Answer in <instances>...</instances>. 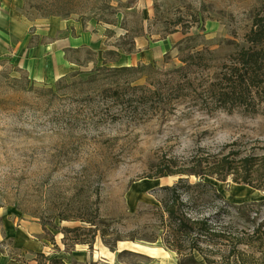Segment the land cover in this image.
Instances as JSON below:
<instances>
[{
  "label": "rangeland",
  "instance_id": "obj_1",
  "mask_svg": "<svg viewBox=\"0 0 264 264\" xmlns=\"http://www.w3.org/2000/svg\"><path fill=\"white\" fill-rule=\"evenodd\" d=\"M107 3L118 10L119 18L126 15L122 30L129 35L124 39L126 48L132 47L131 39L137 35L133 50L122 52L108 65L155 62L171 68L180 64L178 42L192 36L188 43L195 49L212 50L214 69L234 51L233 42L244 43L264 0H24L22 10L30 18L52 12L69 19L111 20V10L103 7ZM131 3L134 6L127 7ZM34 30H29V45L38 43ZM110 42L116 43L114 38ZM88 52V47L70 52L69 58L82 66L53 80L32 78L10 59L12 52L0 58V218L9 219L13 226L46 221L87 227L86 222L61 220L59 215L91 214L98 208L112 231L128 234L138 226L144 230L140 226L150 221L147 210L158 204L159 188L175 184L182 176L159 175L161 170L179 168L194 153H217L233 141L242 149L264 152V103L257 113L203 114L180 105L166 121L105 118L104 99L84 83L91 69L102 64L103 52L99 56ZM92 57L94 61L88 63ZM187 180L193 184L198 178L190 175ZM203 181L233 203L264 200V189L231 178L205 176ZM47 228L54 242L42 230L29 236L34 242L20 239L11 245L0 240V248L30 264L35 263V252L82 264H170L173 256L161 238L119 240L112 249L97 236L91 247L81 243L70 250L72 232L63 242L59 230L50 223ZM82 234L85 239L88 233ZM150 253L166 257L157 259ZM172 262L177 264V257Z\"/></svg>",
  "mask_w": 264,
  "mask_h": 264
},
{
  "label": "trees",
  "instance_id": "obj_2",
  "mask_svg": "<svg viewBox=\"0 0 264 264\" xmlns=\"http://www.w3.org/2000/svg\"><path fill=\"white\" fill-rule=\"evenodd\" d=\"M131 6L134 4L127 7ZM103 7L111 10L112 4ZM22 13L30 18L23 10ZM110 14L111 20L94 16L86 20L94 19L106 25L105 34L112 35L113 31L107 25L117 23L118 10L114 8ZM125 16L123 14L121 22L124 28ZM86 20L81 19V22L84 24ZM181 27L186 33L187 29ZM128 36L127 32L120 35L115 48L103 51L102 64L95 65L84 81L104 99L107 107L104 117L111 121H166L180 105L203 114L218 111L257 113L264 103V5L256 9L252 25L244 35V43L233 42L237 45L234 51L214 69L212 50L206 47L195 49L188 43L192 36L178 42L176 58L180 64L171 68L159 67L155 62L108 65L119 59L120 51L130 53L133 50L137 35L131 39L132 47L126 48L124 39ZM88 53L95 55L92 50ZM164 172L182 176L175 184L159 188L158 204L147 210L151 219L140 226L144 230L138 226L128 234L112 231L98 208H94L91 214L77 211L73 216L59 215L61 220L86 222L87 227H64L40 221L42 230L51 234L49 240L52 242L54 236L47 228L48 223L63 234V242L72 232L74 238L70 250L81 243L91 247L97 236L104 238L112 249L119 240L156 241L161 238L164 246L176 253L177 264H203L197 255L205 264H264V200L233 203L212 184L203 181L205 176L223 181L231 178L264 189V152H256L254 148L242 149L238 141H233L223 145L217 153L191 154L179 168L167 167L159 175ZM190 175L197 177L198 181L189 183L187 178ZM83 232L88 233L85 239L82 238ZM4 242L13 240L3 238ZM0 251L6 253L1 248ZM123 252L120 251L119 256ZM34 254L37 257L34 264H82L75 259L66 263L61 257H50L44 252ZM8 256L22 264H30Z\"/></svg>",
  "mask_w": 264,
  "mask_h": 264
},
{
  "label": "crops",
  "instance_id": "obj_3",
  "mask_svg": "<svg viewBox=\"0 0 264 264\" xmlns=\"http://www.w3.org/2000/svg\"><path fill=\"white\" fill-rule=\"evenodd\" d=\"M23 2L24 0H0V58H4L5 53L12 52L10 59L28 70L34 79L53 80L76 70L82 65L69 58L70 52H78L88 47L99 56L105 49L110 48L106 46L112 45L115 48V43L110 42L111 38L117 42L119 36L126 33H122L125 28L121 26L122 18L118 14L117 23L107 25L113 34L106 35V25L99 24L94 19H88L84 24L79 19L62 18L58 15L30 19L22 13ZM31 27L35 28V34L38 35V43L33 45L28 43ZM121 53L122 51L120 56ZM0 221V240L10 238L14 243L20 239L34 242L29 236H37L42 232V227L37 222L13 226L7 218L2 217ZM169 253L173 254L170 264H176L172 262V259L176 261L174 251L169 250ZM158 255L150 253L153 258L166 257ZM0 264L22 263L0 251Z\"/></svg>",
  "mask_w": 264,
  "mask_h": 264
}]
</instances>
